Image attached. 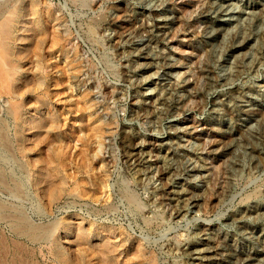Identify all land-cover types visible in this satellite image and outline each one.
I'll list each match as a JSON object with an SVG mask.
<instances>
[{
  "label": "rangeland",
  "instance_id": "1",
  "mask_svg": "<svg viewBox=\"0 0 264 264\" xmlns=\"http://www.w3.org/2000/svg\"><path fill=\"white\" fill-rule=\"evenodd\" d=\"M35 1L15 15L17 100L56 124L24 131L23 150L63 190L45 208L25 185L31 221L82 217L93 244L130 240L118 264H264V0ZM138 241L153 262L134 258ZM75 246L71 259L103 263ZM44 252L32 264H66Z\"/></svg>",
  "mask_w": 264,
  "mask_h": 264
},
{
  "label": "bare ground",
  "instance_id": "2",
  "mask_svg": "<svg viewBox=\"0 0 264 264\" xmlns=\"http://www.w3.org/2000/svg\"><path fill=\"white\" fill-rule=\"evenodd\" d=\"M10 1L12 4L11 8H9ZM25 1L0 0V97L6 98L4 109L6 117L13 118L15 119L14 121L17 120V125L11 124L12 126L8 127V123L0 118V264H32L34 262L32 258L36 253V249L41 254L47 250L66 264H84V258L80 259L77 256V258L71 259V255L68 256V250L70 249V245L74 244V241L75 247L78 246L79 251L86 252V246L90 248L89 257L91 259L95 258L92 250L96 246L101 254L100 259L103 261L102 264H118V260L124 255V251L122 250L127 248L125 242L129 243L130 240L126 241L123 239L122 242L115 244L108 235H103L98 242L93 244L92 231L84 226V219L82 217L78 220L69 218L68 221H64L63 224L66 225V228H61L62 224L57 223L56 220L54 222L50 220L51 223L48 222L49 224H45L46 222L43 225L35 224L31 221L32 218H29L20 201L18 199L16 200L19 196L23 197L26 195L24 187H26L25 185H30L37 197L42 199V205L47 208L53 201L59 199L63 190V180L57 170L43 169L37 166V164H34V167L31 169L29 167L31 162L24 155L23 143L25 144L28 141L25 134L27 129L38 127L42 123L45 129L49 131L50 127L53 128L56 124L54 113H42L41 108L38 109L35 107L36 110L33 109L34 111H31V114L29 112V116H23L22 101L17 100L19 95L17 89L18 81L21 80L23 71L21 70V65L16 62V55L19 54V50L16 49L13 43L17 39L24 38V35L15 32V22L17 21L15 15L18 14L17 7L24 5L26 3ZM29 1L37 3L35 0ZM222 7V4H219L218 12H221ZM231 13L233 11H227L223 15H231ZM234 16L231 20L240 19L239 15L236 14ZM220 21H229V18H223ZM19 22H21L22 27L26 24L22 19ZM143 52L146 53V50ZM44 114L47 123L42 122L44 121L42 119ZM34 115H36L35 121H32L31 118ZM19 126H24L25 128L21 130ZM12 127L13 132H11ZM15 150L19 151L22 158H24V163L21 162L20 164L19 162V169H21V175L23 174V177L12 173V170L10 171L8 168L11 153H14ZM43 196H45V199H43ZM128 198L133 202L135 201V196L132 194ZM70 224H74L77 227L75 239L72 241L69 239V230L72 226H69L67 229V226ZM105 230L107 233H113V229L110 226L106 225ZM34 243L37 244L36 249L29 247L28 244ZM193 244V242H190L188 247ZM134 252L135 259H144L145 261L151 262L154 260L152 254L139 241L135 244ZM189 252L199 254L201 250L194 248ZM73 257L75 256L73 255Z\"/></svg>",
  "mask_w": 264,
  "mask_h": 264
}]
</instances>
